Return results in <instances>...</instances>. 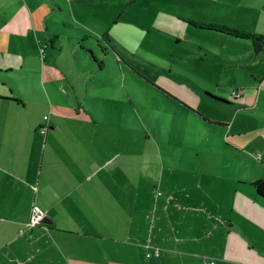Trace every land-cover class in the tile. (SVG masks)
<instances>
[{
    "label": "crops",
    "instance_id": "0c3cea01",
    "mask_svg": "<svg viewBox=\"0 0 264 264\" xmlns=\"http://www.w3.org/2000/svg\"><path fill=\"white\" fill-rule=\"evenodd\" d=\"M18 1L0 22V264H264V197L253 186L264 181V119L244 116L256 102L239 89L238 103L212 101L182 78L185 96L156 89L185 118L152 120V105L143 116L119 94L113 37L104 52L93 48L89 35L99 40L106 25L81 33L63 24L67 39H51L40 70L28 63L36 48L12 53L18 25H33ZM64 1L85 21L107 0ZM171 2L176 10L183 0ZM234 3L261 13L264 34V0ZM240 42L246 53L204 44L200 59L238 68L264 57ZM210 105L226 114L202 113ZM34 205L45 219L30 229Z\"/></svg>",
    "mask_w": 264,
    "mask_h": 264
},
{
    "label": "rangeland",
    "instance_id": "374dc122",
    "mask_svg": "<svg viewBox=\"0 0 264 264\" xmlns=\"http://www.w3.org/2000/svg\"><path fill=\"white\" fill-rule=\"evenodd\" d=\"M21 1L32 9L33 25L26 32L18 25L19 37L10 38L8 46L12 53L16 49L21 54L36 48L38 56H28L32 69L40 70L45 59L50 60V54L53 53L51 39L63 40L61 36L67 37L69 28L63 27V24L70 27L71 32L78 30L81 33L87 29L84 24L91 28L93 24H102L107 26V30L99 40L92 34L87 36L96 43L94 50L97 48L100 52L105 50L102 42L108 44L110 37H113L114 42L109 47H112L115 55L116 62L113 64L119 68L116 78L118 91H121L119 94L123 100L126 101L127 98L128 104L143 116L147 113V107L152 105L153 113L155 112L152 120L161 119L160 123L167 126L178 121L176 113H181L182 119L185 118L186 109L183 107L182 111L176 112L177 103L173 99L160 98L156 89L159 85L175 95L185 96L179 86V79L183 78L193 81L203 90L207 89L204 94L212 101L222 99L231 104L238 103L240 99L235 100L232 95L234 92L240 95L237 89L244 90L248 98L256 102L252 104L253 110L244 115L245 121L264 119V57L238 68H224L216 60L200 59L201 49H205L204 44L225 54L246 53L248 47L246 43L240 42L241 38L219 34L220 32L197 25H217L263 34L258 32L262 22L261 13L253 12L254 9L249 7L237 8L233 5L237 0H210L212 8L202 6L204 0L199 3L196 0H183L181 4L175 5L178 8L176 10L173 2L170 3L172 0H107L99 7L89 9L86 22L80 18L79 11L67 8L64 0ZM65 5L66 12H59V7ZM18 6V0H0V22L3 19L8 21ZM202 9L204 13L201 12ZM204 15L209 18H204ZM89 32L87 29V33ZM120 68L124 71L121 72ZM23 73L24 70L22 75ZM167 75L170 77L167 78ZM21 81L25 84L23 78ZM169 105L171 109L168 108ZM202 113L210 117H222L226 114L224 110L212 105L203 108ZM150 127L152 132H157V123H152ZM163 130L167 132V129Z\"/></svg>",
    "mask_w": 264,
    "mask_h": 264
},
{
    "label": "trees",
    "instance_id": "16d2710c",
    "mask_svg": "<svg viewBox=\"0 0 264 264\" xmlns=\"http://www.w3.org/2000/svg\"><path fill=\"white\" fill-rule=\"evenodd\" d=\"M197 26L203 29H206V30L216 31V32L224 33V34L231 35L237 38L250 40L253 43L256 53H261L262 51H264V35L263 34L239 31L236 29L220 27L217 25H208V26L197 25ZM253 186L255 187L257 193H259V195L264 197V181L257 180L253 182Z\"/></svg>",
    "mask_w": 264,
    "mask_h": 264
},
{
    "label": "built area",
    "instance_id": "2783aa9c",
    "mask_svg": "<svg viewBox=\"0 0 264 264\" xmlns=\"http://www.w3.org/2000/svg\"><path fill=\"white\" fill-rule=\"evenodd\" d=\"M233 95H234V97L239 96L236 94V92H234ZM43 130L45 132L46 128ZM44 219H45V213L38 206L34 205L32 208L31 220H30L29 224L27 225V228L31 229V228L38 227V226L42 225ZM155 254L158 255L159 250H156ZM147 256L149 257L151 255L147 254ZM205 264H215V262H210V263L205 262Z\"/></svg>",
    "mask_w": 264,
    "mask_h": 264
}]
</instances>
